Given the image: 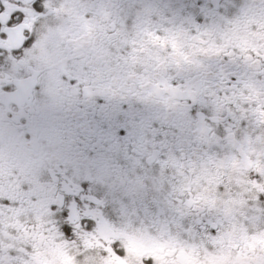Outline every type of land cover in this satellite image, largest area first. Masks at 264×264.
I'll use <instances>...</instances> for the list:
<instances>
[{"label":"flooded vegetation","instance_id":"obj_1","mask_svg":"<svg viewBox=\"0 0 264 264\" xmlns=\"http://www.w3.org/2000/svg\"><path fill=\"white\" fill-rule=\"evenodd\" d=\"M8 2L25 6L32 0ZM114 2L122 7L44 0L43 16L29 14V22L38 25L36 47L20 63L9 59L0 66V83L30 79L41 85L39 95L25 91L16 107L0 102V191L12 197L10 206L0 207V256L8 264H106L111 257L105 258L104 243L119 240L127 253L124 264H140L142 257H152L156 264H262L260 255L227 248L208 251L199 238L181 233L171 218L140 222L124 214L115 224L102 222L92 233L77 228L71 241L59 233L56 217L47 210L57 195L47 181L58 161L111 187L123 185L157 211L169 210L185 219L219 218L225 226L223 239L254 233L250 247L264 249V213L257 201L264 192V71L253 74L256 51L264 52V29L248 20L264 15V0H227L237 8L246 5L248 15L229 7L225 15L231 22L219 21L207 35L192 33L178 20L168 22L172 12L165 5L189 0H135V8L128 7V0ZM146 4L158 5L159 11L146 13ZM19 40L14 33L0 45V55L18 47ZM225 52L236 59L244 76L226 96L201 88L199 99L214 117L213 132H207L187 120L183 97L168 86L179 83L196 92L198 80ZM66 73L78 75L91 91L110 101L129 98L156 110L191 139L190 150L162 156V167L129 163L121 175L89 168L78 156L63 153L49 129H33L34 138L25 139L17 128L25 112L86 103L83 93L66 94L61 83ZM102 127L105 137L110 136L113 129Z\"/></svg>","mask_w":264,"mask_h":264},{"label":"snow or ice","instance_id":"obj_2","mask_svg":"<svg viewBox=\"0 0 264 264\" xmlns=\"http://www.w3.org/2000/svg\"><path fill=\"white\" fill-rule=\"evenodd\" d=\"M90 7L104 9L121 8L114 0H85ZM128 7L135 8V0H128ZM172 12L169 23L179 21L187 25L188 30L196 35H207L219 21L230 23L232 17L225 15L229 7L236 8L238 13L248 15L247 6L229 5L227 0H196L179 6L165 5ZM44 0H32L30 4L13 6L8 0H0V45H3L14 33L19 34L18 47L9 49L5 55H0V66L9 59L20 63L38 43L35 31L36 23L29 22V14L33 17L45 14ZM146 13L159 11L156 4H146ZM110 14V13H109ZM235 15V14H234ZM250 23L264 29V15L248 16ZM127 24V19L124 21ZM168 31L169 29H162ZM159 39V36H156ZM257 61L253 74L264 71V52L256 51ZM7 71V69H5ZM244 73L236 59L227 52L214 62L212 70L204 73L197 82L196 92L179 83L169 85L173 93L179 92L185 101V115L189 122L202 125L207 132H213L211 125L214 117L210 114L203 101L199 99L201 88H208L212 95L226 96L241 84ZM67 95L83 93L87 97L81 106L73 103L56 106H43L37 111L25 112L17 121V128L27 140L34 138L33 129H49L57 140V146L65 154H74L86 162L89 168H107L117 174H124L127 165L135 162L143 167L150 164L162 167L161 160L167 153L184 154L190 150L192 141L178 130L177 126L164 120L156 110L138 105L129 98L110 101L107 97L91 91L82 83L78 75L66 73L61 80ZM183 88V91H180ZM25 91L33 96L41 93V85L33 80L24 82L5 81L0 83V102H8L16 107L22 101ZM217 98H220L217 96ZM107 125L113 129L111 135L105 137ZM219 127V124H217ZM214 134V133H213ZM227 129H225V138ZM56 171L49 177L48 183L57 193L54 200L47 206L49 214L56 217L57 229L65 240L71 241L75 230L88 233L95 232L102 222L115 224L121 215L134 216L140 222L164 221L169 218L177 222L181 233H189L193 238H199L208 251L227 248L233 253L260 255L264 264V249L250 247V241L255 239L254 233L243 238H222L224 222L216 217L197 215L185 219L169 210H155L154 206L143 199H137L129 194L123 185L119 188L102 183L95 175L73 172L65 169L63 163L57 162ZM138 174V173H137ZM259 211L264 213V192L257 196ZM12 197L5 191H0V207L10 206ZM264 235V230H261ZM103 252L106 264H124L126 251L119 240L104 243ZM78 259H82L78 258ZM0 264H8L5 257L0 256ZM140 264H156L152 257H142Z\"/></svg>","mask_w":264,"mask_h":264}]
</instances>
